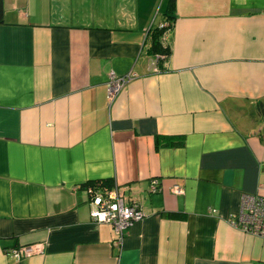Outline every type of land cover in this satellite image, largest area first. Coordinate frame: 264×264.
Here are the masks:
<instances>
[{"label":"crops","instance_id":"crops-1","mask_svg":"<svg viewBox=\"0 0 264 264\" xmlns=\"http://www.w3.org/2000/svg\"><path fill=\"white\" fill-rule=\"evenodd\" d=\"M166 2L3 0L0 264H264L228 222L264 197V0H175L154 65ZM106 178L145 213L120 245L81 187Z\"/></svg>","mask_w":264,"mask_h":264},{"label":"built area","instance_id":"built-area-1","mask_svg":"<svg viewBox=\"0 0 264 264\" xmlns=\"http://www.w3.org/2000/svg\"><path fill=\"white\" fill-rule=\"evenodd\" d=\"M157 60L154 56L153 64ZM135 76L134 73L126 75H116L110 73L108 79L107 93L110 102L122 91L125 84ZM158 179L150 180L149 191L155 192L159 189ZM172 190L176 194L183 193V188L173 185ZM89 202L93 207L91 216L97 222L111 225L115 232V243L121 244L128 227L135 221L145 217L140 202L130 198L123 186L114 184L110 188H96L88 186L86 188ZM229 224L248 234L264 237V197L260 194H244L242 196L240 209L237 213L231 214L228 218ZM34 247H22L13 249L12 253L18 257H26L35 252Z\"/></svg>","mask_w":264,"mask_h":264},{"label":"trees","instance_id":"trees-1","mask_svg":"<svg viewBox=\"0 0 264 264\" xmlns=\"http://www.w3.org/2000/svg\"><path fill=\"white\" fill-rule=\"evenodd\" d=\"M175 0H167L166 6V19L160 25L155 26L150 29V45L148 47V52L155 56L157 62L165 61L171 52L169 44L165 41V34L170 30L172 27V18L170 17L171 9L174 7ZM4 19V9H3V0H0V24L3 23ZM162 143L161 138H159L156 142L157 145ZM177 142H173L176 144ZM114 185L113 179L106 178V179H95L87 181L81 184V187L86 189L88 186H93L96 188H110Z\"/></svg>","mask_w":264,"mask_h":264}]
</instances>
